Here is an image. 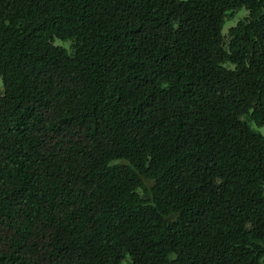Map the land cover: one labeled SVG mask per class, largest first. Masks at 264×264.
Wrapping results in <instances>:
<instances>
[{
  "label": "trees",
  "instance_id": "16d2710c",
  "mask_svg": "<svg viewBox=\"0 0 264 264\" xmlns=\"http://www.w3.org/2000/svg\"><path fill=\"white\" fill-rule=\"evenodd\" d=\"M0 80V264H264V0H0Z\"/></svg>",
  "mask_w": 264,
  "mask_h": 264
},
{
  "label": "rangeland",
  "instance_id": "374dc122",
  "mask_svg": "<svg viewBox=\"0 0 264 264\" xmlns=\"http://www.w3.org/2000/svg\"><path fill=\"white\" fill-rule=\"evenodd\" d=\"M246 14H247V9L244 6H242L236 9L230 15L226 16L224 19L223 25H222V29H221L222 33L225 34L229 26L235 24L238 19L242 18ZM67 42L68 41L55 38V43H65L66 44ZM0 84H1V80H0ZM249 123L251 124L253 128L260 131L264 135V125H256L252 121H250ZM263 262H264V257H263Z\"/></svg>",
  "mask_w": 264,
  "mask_h": 264
}]
</instances>
